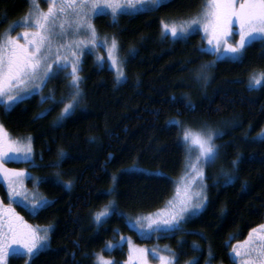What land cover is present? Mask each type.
I'll use <instances>...</instances> for the list:
<instances>
[{"label":"trees","instance_id":"1","mask_svg":"<svg viewBox=\"0 0 264 264\" xmlns=\"http://www.w3.org/2000/svg\"><path fill=\"white\" fill-rule=\"evenodd\" d=\"M203 4L168 0L115 19L98 15V36L117 38L125 59L122 83L90 58L79 71L81 91L70 112L61 115L71 100L68 77L49 80L8 111L0 107L12 138L31 137L35 161L19 164L27 165L29 183L37 181L47 201L34 215L26 213L32 224L51 228L49 247L31 264H96V253L122 264L127 238L174 264H234V242L264 223V84L249 86L250 75L264 72V40L247 45L241 59L219 60L203 51L198 31L176 40L161 34L162 21L188 20ZM29 8L27 0H0V34ZM186 126L221 130L217 159L206 168L205 208L177 230L142 238L128 219L162 208L173 196L186 166ZM10 258L9 264L28 261Z\"/></svg>","mask_w":264,"mask_h":264},{"label":"snow or ice","instance_id":"2","mask_svg":"<svg viewBox=\"0 0 264 264\" xmlns=\"http://www.w3.org/2000/svg\"><path fill=\"white\" fill-rule=\"evenodd\" d=\"M27 2L30 5L28 12L20 18L19 22L13 21L4 34H0V106H3L5 111L10 110L13 103L22 99L21 93L26 95L27 89L32 85L35 84L38 88L68 67L67 53L70 52L73 57H76L74 49L82 43L76 37L81 31L88 34V40L83 42L93 44L97 42V32L91 23L94 15L110 9L115 19L120 12L125 10L137 7L141 10H149L147 5L155 8L160 0H44L47 5L46 10L40 7L37 0H27ZM196 26L203 29L204 34L209 38V44L215 40L216 43L212 50L218 54L221 40L232 33H238L239 39L234 43H228L227 39H223V48L233 54V59H238L245 47L252 41L264 40V0H204L200 11L194 17L179 24L162 21L161 34L168 35L170 32L173 37H177L196 30ZM15 27H21L22 32L13 36L11 32ZM70 33L73 37L71 40L68 39ZM104 43L106 44L107 40ZM117 48L118 43L113 36L109 49V56L112 57L113 63H117V58L113 55ZM62 49L65 51L62 52ZM53 58L55 67H53ZM78 62V59H73L70 72L65 73L70 77L71 100L64 104L61 115L70 112L74 103L78 102L81 91ZM121 76H123L122 70L118 73L117 79L119 80ZM260 84H264V72L250 75V87ZM5 101L12 103H5ZM261 135H264V130ZM182 140L188 166L196 171L197 177L202 179L203 169L198 168V164L214 163L218 156L217 146L212 142V131H193L192 128L186 126L182 131ZM193 147L196 149L194 160L191 158ZM31 150L30 136L27 137V143L6 139L4 127L0 124V178L7 183V196L10 201L14 197L22 196L24 200L29 198L17 187L24 170L6 168L3 160L8 157L9 153H30ZM59 155H63V149L59 150ZM237 162L232 161L234 166ZM225 176L226 183H231L233 177L228 176L227 173ZM70 186L71 181L66 182V187ZM204 187L202 184L200 189L186 188L178 204L172 205L169 201L171 209L167 216L162 219L158 217L155 221L150 220L149 227L154 224L153 230L166 232L179 229L185 216L194 214L204 205L207 199L203 191ZM242 187L246 188V184ZM30 204L32 211L36 212L46 206L47 201L45 198L37 199L33 196ZM4 208H7L6 212ZM103 214H95V219L99 220ZM48 231L47 227L38 230L29 225L19 213L11 208L10 204L5 206L0 200V264H6L9 254L27 255L29 260L26 264H31L32 258L49 247ZM12 245H22V249L13 250ZM106 247L111 248L113 245L109 243ZM152 251L155 253L156 250ZM137 253L140 264H148L144 255L145 249H138ZM232 253L234 257L240 259V264H264V223L251 229L245 241L233 245ZM95 255L96 264H115L114 261L99 253ZM158 259L160 264H172L173 258L161 254ZM185 264H198V261L193 259L186 261Z\"/></svg>","mask_w":264,"mask_h":264},{"label":"rangeland","instance_id":"3","mask_svg":"<svg viewBox=\"0 0 264 264\" xmlns=\"http://www.w3.org/2000/svg\"><path fill=\"white\" fill-rule=\"evenodd\" d=\"M167 1L168 0H160L159 5L161 3H164V2H167ZM37 2L39 3V5H40V7L42 9H44V10L47 9V5L44 2V0H37ZM158 6H156L155 8H157ZM146 7L149 10L155 9L151 5H147ZM142 11H146V10H141L139 7H137L136 9L125 10L123 12H120L118 15H120V14H135V13L142 12ZM101 14H110L112 16L111 10L110 9H105L103 13L96 14V15H94L92 17L91 23L93 25H94V21H95L96 17L98 15H101ZM117 16L115 18H117ZM112 18H113V16H112ZM19 21H20V19L17 20V22H19ZM183 21H185V20H183ZM171 22H176L177 24H179L180 22H182V20L171 21ZM171 22L169 21L167 23H171ZM94 27H95V25H94ZM197 31L202 34L203 39L205 41V45L203 47V51L210 52V53H215L219 60H223V59L238 60V59L242 58L245 49L243 50L242 54L240 55V57L238 59H233L232 58L233 54L227 52V50L223 48V39H227L228 43H234L236 40L239 39L238 33H232V34L229 35V37H225V38H223L221 40V47L219 49V54L216 51L212 50L214 45H215V43H216L215 40H213L212 44H209L208 36L205 35L204 32H203V29L199 28L198 26H196V30L191 31L188 34H183L181 36L173 37L171 35V33L169 32V34L167 36H169L172 40H176V39L187 37V36L191 35L194 32H197ZM19 32H22V28L21 27H15L14 30L11 32V35L15 36ZM96 32H97V30H96ZM97 37H98L97 38V42L95 44L90 43V42H83V41H87L88 40V34L86 32L81 31L79 33V35L76 37V39H79V40L82 41V43H80V45L76 49H74L76 51V57H73L70 52L67 53V55H68V61H67L68 67L65 68L63 71H61L58 75H55L52 78L48 79L46 84H43L42 86H40L38 88L36 87L35 84L32 85L29 89H27V94L25 95L24 93H21L23 98L18 100V101H16L15 103H17V102H19V101H21L23 99L29 98V97L33 96L34 94L40 93L45 88V86L48 84L49 80H51V79L54 80L52 83L58 82V80L64 81V78H66V77H68L70 79V77L66 76L65 73L70 72L73 59H78V61H79L78 64H77L78 72L80 71V69H81L82 65L85 63V61L90 59V58L99 67L106 66L107 68L111 69L116 74V77L118 76V73L122 70L123 71V76H121L119 78V80L117 79L119 83H122L125 80V78H126V74H125L126 71H125V59H123V57L120 55L119 44H118V48L116 50H114V52H113V55H115L116 58H117V63H113L112 57L109 56V49L111 47V39L112 38H102V37L98 36V33H97ZM20 38L22 39V37H20ZM68 39L69 40L73 39L71 33L69 34ZM105 40H107L106 44L104 43ZM116 40H117V38H116ZM117 43H118V40H117ZM61 51L64 52L65 50L62 49ZM53 67H55L54 58H53ZM13 95L15 96V93H13ZM5 103H12V102L5 101ZM15 103H13V105ZM0 124H2L1 121H0ZM3 127H4V125H3ZM4 130H5V138L6 139L20 140L22 143H27V138L22 139V140L21 139H14V138H12L10 136V134L5 129V127H4ZM198 130H203L205 132L208 131V130H211L212 133H213L212 142L217 146L215 138H216V136L219 133H221V130H217V129H214L212 127H208V129H197V130H193V131H198ZM31 149L32 150H31L30 153H23V152H20V153H9L8 157H6L3 160V165L6 168H9V169H23L24 170V174L22 175V177L20 179V182H18L17 187L20 189V191H22L24 193V195L28 196L29 199L28 200H24L23 197L21 196V197H14L10 201L8 199V196H7V183L5 181H3L2 178H0V200L3 201V205H5V206L10 204L11 208L14 209L16 213H19V215L21 217H23V219L25 221H27V223L29 225L33 226L34 228H36L38 230H42L46 226H38V225L32 224L29 221V219L27 218V214L26 213L34 215L37 212V211L33 212L32 209H31L30 201L33 198V196H35L37 199L44 198L45 196L42 194V192H41V190L39 188V183L37 181H34L33 183H29V178L31 177V172L29 171V169H27V167H26L27 165L22 167L19 164V163H22V162H34L35 161V151H34V148H33L32 141H31ZM217 150H218V146H217ZM5 151L7 152V149H5ZM195 156H196V149H195V147H193V151L191 153V158L194 160ZM216 159H217V157H216ZM216 159H215V161H216ZM208 164L209 163H200V164H198V168H202L203 169V178L201 179L200 177L196 176V171L191 169L188 166V161L186 160L185 170H184L183 174L179 178L176 179V181H175V191H174L173 196L169 200V201L172 202V205H176V204L179 203L180 199L184 196L186 188H189V189H200L201 185L203 184L205 186L203 188V191L206 194L205 177H206V168H207ZM45 199H46V197H45ZM21 201H23V202H21ZM169 201H168V203L165 206H163L162 208H160V209H158L156 211H153V212L146 213V214L138 216L139 220H137L138 217L129 218L128 219V226L130 228H132L133 230H135L138 233V235L140 237H142V238H150L154 233L165 232L163 230H161V231L153 230L155 225L153 224L151 227H149V221L150 220L155 221L158 217L161 218V219L165 218L167 216V213L171 209V205L169 204ZM206 201H207V199H206ZM206 201H205L204 205L200 209L195 211L194 214L189 215V216H185L182 219V222L180 224H182L184 221H186V220H188L190 218H193V217L197 216L205 208ZM3 210L6 212L7 208H4ZM47 228L49 229V231H48V237H49L51 228L50 227H47ZM41 234H43L42 231H41ZM245 239L234 242V245L237 244V243L245 241ZM127 241H128L127 258H126V260H124L122 262V264H140V259H139L137 250L141 249V248L145 249L144 255L146 256V258L148 260V264H160V261H159L158 257H159V255H161L163 253L159 252L156 249H155L156 250L155 253H153V251H152L153 249H146L144 247H141L140 245L135 243L131 238H127ZM48 243H49V240H48ZM12 248H13V250H15L17 248H21L22 249V245H12ZM113 248H114V245H113V247L108 248V249L109 250H113ZM130 252L132 253L131 256H130ZM100 255H102V254L100 253ZM163 255L168 256L167 254H163ZM12 256H27V255H23V254L12 255V254H9V256L7 257L6 264H9V261L11 259L10 257H12ZM233 257H234V255H233ZM107 259H110V260L115 262V257L114 256H112L111 258L109 257ZM234 259H238V258L234 257ZM28 260H29V257H28ZM189 261H192V260H189ZM172 264H174L173 259H172Z\"/></svg>","mask_w":264,"mask_h":264},{"label":"flooded vegetation","instance_id":"4","mask_svg":"<svg viewBox=\"0 0 264 264\" xmlns=\"http://www.w3.org/2000/svg\"><path fill=\"white\" fill-rule=\"evenodd\" d=\"M240 259H236V260H234V264H240Z\"/></svg>","mask_w":264,"mask_h":264}]
</instances>
